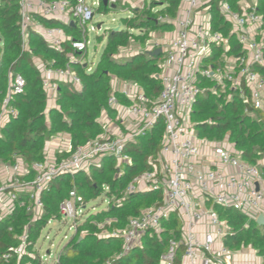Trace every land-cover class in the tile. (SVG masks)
<instances>
[{
    "label": "built area",
    "instance_id": "1",
    "mask_svg": "<svg viewBox=\"0 0 264 264\" xmlns=\"http://www.w3.org/2000/svg\"><path fill=\"white\" fill-rule=\"evenodd\" d=\"M16 1L23 41L29 26L53 47L58 48L63 40L60 30L43 29L30 17L32 14L59 19L65 24L76 23L82 40L73 41L71 46L77 52L88 46L89 33L100 31L93 23L98 3L88 5L86 0H76L71 7L66 0ZM214 8L221 23L228 27L225 34L212 30ZM157 21L170 25L172 30L154 45L165 55L156 100L150 101L136 84L126 82L122 90L113 89L108 98L107 106L115 116L113 120H102L103 133L97 139L71 152L70 140L59 134L54 137L59 140L56 149L62 148L56 155L69 154L66 157L49 155L46 149L42 162L30 166L17 157L10 164L0 162V221L12 213L16 203L32 215V222L37 220L43 212L41 195L58 176L88 174L91 167L99 169L104 158H111L117 166L130 165L127 145L149 134L161 122L159 152L155 159L147 161L151 169L133 178L123 193L125 197L158 191L161 204L142 210L128 220L125 229L110 235L121 238L127 252L140 244V236L145 232L159 234L162 222L171 213H177L183 223L180 239L169 242L158 264H173L179 247L184 249L188 264H196L197 260L201 264H228L227 260L232 259L235 252L222 243L230 230L219 220L213 205L233 208L252 220L264 215L263 169L241 160L226 142L199 138L190 116L197 96L205 91L200 88L202 80L213 83L211 92L227 100L234 94L245 106V112L247 107L264 113V76L255 70H264V20L259 0H236L233 4L229 0H180L174 18L159 17ZM230 39L235 41L238 51L229 44ZM51 77L68 78L79 85L68 70L45 69L43 85L48 96L55 92ZM23 86V79L17 76L10 84L8 97L21 93ZM115 92L122 94L129 104L119 103ZM6 104L7 99L0 110V127L6 120ZM84 209L81 198L72 190L60 204L59 214L61 219H71L74 224ZM26 240L24 232L20 245L2 256L5 264L11 255L19 258L24 254Z\"/></svg>",
    "mask_w": 264,
    "mask_h": 264
},
{
    "label": "trees",
    "instance_id": "2",
    "mask_svg": "<svg viewBox=\"0 0 264 264\" xmlns=\"http://www.w3.org/2000/svg\"><path fill=\"white\" fill-rule=\"evenodd\" d=\"M44 2L60 0H41ZM73 7L76 0H66ZM122 1V0H116ZM236 0H229L233 4ZM180 0H159L158 5L150 2L143 10L130 9L126 4H104L99 0L94 9L99 15L126 11L129 16L120 19L118 30H104L96 36L98 44L105 42L103 51L94 68L90 70L83 61L87 58V47L75 51L71 43L82 40L79 26L65 24L55 18H44L32 14L43 29H58L63 40L58 48L51 46L31 26L22 40L21 16L16 0H0V110L7 99V116L0 127V162L12 163L20 158L24 164L42 162L45 143L59 134L70 138L71 152L102 135L99 118L107 114L114 119V111L107 106L112 94V78L120 82H131L138 86L144 96L155 101L161 90V55L150 57L145 52L119 57L121 49L131 41L144 46L151 34L169 32L172 27L158 22L159 17L174 18ZM259 11L264 20V0H259ZM212 30L227 32V25L212 11ZM97 26V24H94ZM264 29V22H263ZM138 31L135 35L133 31ZM234 51L236 43L229 40ZM42 67L40 70L39 68ZM43 69L69 71L78 80L77 88L66 79H54L55 106L48 108V94L44 88ZM264 76V70L255 68ZM20 76L24 81L22 92L9 94L10 84ZM214 84L202 80L200 88L204 93L197 96L191 122L199 138L209 142L231 145L241 160L260 170L264 168V113L252 110L241 103L233 94L231 100L211 92ZM119 103L129 104L122 94L115 92ZM162 123L144 137L127 145L126 152L131 158L130 165L117 166L111 158H104L101 167H91L88 174L77 172L56 177L41 195L42 215L32 222V215L25 208L16 206L12 213L0 221V264L2 256L11 254L10 248L20 245V237L27 233L24 254L17 258L11 255L8 264H41L35 245L48 222L60 221V204L68 199L74 190L85 207L89 202L105 197L107 206L95 213L81 214L74 222V233L60 249L54 264H158L161 255L171 240L181 236L182 220L177 213H171L161 224V232L147 231L140 236V244L125 252L121 238L113 237V231L123 230L130 218L142 210L161 204L158 191L137 192L123 196L126 186L133 178L148 172V159H155L162 137ZM69 154H57V158ZM22 197L20 198V201ZM119 201L120 203L116 202ZM216 207L213 205L215 211ZM85 210V209H84ZM216 212V211H215ZM217 213V212H216ZM230 232L223 237V246L231 252L242 249L252 250L264 259V228L255 220L245 217L233 208L217 213ZM104 233V235H103ZM36 254V257H34ZM184 249L179 247L173 264H181ZM264 264V261H263Z\"/></svg>",
    "mask_w": 264,
    "mask_h": 264
},
{
    "label": "rangeland",
    "instance_id": "3",
    "mask_svg": "<svg viewBox=\"0 0 264 264\" xmlns=\"http://www.w3.org/2000/svg\"><path fill=\"white\" fill-rule=\"evenodd\" d=\"M98 0H86L88 5H91V3H96ZM110 3L116 4V3H121L124 4V2L130 4L132 8L130 9H137V10H143L146 8V5L150 2H154L155 5H158L159 0H143V2H140L138 5H133L134 1L130 2L129 0H124V1H116V0H109ZM146 4V5H145ZM96 7H94L95 9ZM129 16V13L126 11H121V12H115V13H109L107 15H99L95 13L94 18H93V23L100 25V31L95 34V33H89L88 35V41L89 44L87 46V58L86 60L83 61L84 64H87L90 67V70L94 68L96 63L98 62L100 55L103 51L105 42L103 41L102 43L98 44L96 42V36L102 35L104 30H114L120 23V19ZM135 35H138V31H133ZM154 37V42L152 41L149 43V48L152 45H155L157 43V40L160 39V37L156 35H152V38ZM159 38V39H158ZM162 39V38H161ZM160 39V40H161ZM148 44V43H147ZM141 48V47H140ZM148 50L151 52L153 51L151 48ZM145 48H141V52H145L146 50H142ZM138 51V43L135 41H131L130 44L124 48L121 49L120 56L126 57V56H131L134 54L139 53ZM165 55L161 54V61L159 60V63L162 64L164 62ZM209 63L206 64L208 66ZM39 68V67H38ZM40 70L42 67L39 68ZM60 79H66V78H60ZM76 88L77 86L74 85ZM115 88V82L113 87L111 86V91ZM118 90V89H117ZM52 93V92H51ZM50 93V94H51ZM50 100H48L49 102ZM100 122V121H99ZM54 146L53 144L51 145L52 148H49L48 146V152L49 155L55 156L57 153V150H60L62 147L58 146L57 148V143ZM53 147H56L53 150ZM61 151V150H60ZM116 164V163H115ZM213 204H211L212 206ZM107 206V200L105 197H100L94 201L89 202L85 206V210H83V214L86 213H95L101 210H104ZM226 208L223 207H216L215 211L217 213L219 212H224ZM82 216V215H81ZM73 222L71 219H61L60 221H55L51 222L48 224L41 232L40 238L38 239L36 245H35V251H37L39 257H40V262L41 264H54L57 259L58 252L60 249L69 241V239L72 237L74 233L73 229ZM104 235V233H103ZM244 249L236 251L235 253H238V255L243 254ZM235 255V254H234ZM34 257H36V254H34ZM230 260V259H229Z\"/></svg>",
    "mask_w": 264,
    "mask_h": 264
},
{
    "label": "crops",
    "instance_id": "4",
    "mask_svg": "<svg viewBox=\"0 0 264 264\" xmlns=\"http://www.w3.org/2000/svg\"><path fill=\"white\" fill-rule=\"evenodd\" d=\"M122 1H124V0H122ZM130 2H132V1H134V3H132L133 5H138L140 2H143V0H129ZM99 2V0L96 2V3H98ZM124 4H126L129 8L131 7L132 8V6L130 5V4H128V3H126V2H124ZM97 26H100V25H97ZM120 28V24L116 27V30H118ZM115 30V29H114ZM167 34V32H165V33H163V34H161V33H159V32H155V33H153V34H151V39L144 45V46H142V45H139L138 44V48H139V50L140 51H138V52H141V48L143 47V48H145V49H142V50H146V51H149L148 50V48H149V43H151L152 41L154 42V37L152 38V35L154 36V35H156V36H158V37H160V39L161 38H163L164 37V35H166ZM159 39V38H158ZM157 40V42H159V41H161V40ZM141 47V48H140ZM150 48L152 49V50H154L155 49V46L154 45H152L151 44V46H150ZM149 48V49H150ZM119 57H121V56H119ZM123 57V56H122ZM125 57V56H124ZM127 57V56H126ZM45 73V69H43V74ZM56 78V77H55ZM54 77H51L50 78V81L51 80H54L55 79ZM57 79V78H56ZM114 82H115V88L114 89H119V90H122L123 88H124V86H125V84H126V82H120V81H118V80H116L115 78H112V80H111V82H110V86H112L113 87V85H114ZM52 86H54V84H52ZM48 100H50L49 102H48V104H47V106H48V108H52V107H54L55 106V92L53 93V94H49V96H48ZM102 120H104V121H107V120H113L111 117H109L107 114H102V116L99 118V120L98 121H100L99 123L101 124L102 123ZM63 135V136H62ZM61 135V137L62 138H65V139H67V140H70V138H69V136L68 135H66V134H62ZM57 136V135H56ZM55 136V137H56ZM57 139V140H56ZM57 142H59V140H58V137L57 138H50V140H48L46 143H45V147H44V150H46V149H48V146L47 145H49V148L51 149L52 148V144L55 146L56 144L55 143H57ZM56 147H53V150L55 149ZM262 213H264V208L262 209ZM243 252V254H240V255H238V253H235V255L232 257V259H230V260H227V263L228 264H263V261H264V259H262V258H260V257H258V256H256L255 255V253L252 251V250H250V249H244V251H242ZM181 264H188L187 263V260L184 258V257H182V261H181ZM196 264H201V262H200V260H197V262H196Z\"/></svg>",
    "mask_w": 264,
    "mask_h": 264
},
{
    "label": "water",
    "instance_id": "5",
    "mask_svg": "<svg viewBox=\"0 0 264 264\" xmlns=\"http://www.w3.org/2000/svg\"><path fill=\"white\" fill-rule=\"evenodd\" d=\"M104 4L107 3V0H102ZM98 29L100 28V26L97 27ZM116 31V29H115ZM145 53L150 56V57H158L161 55V49L160 48H156L153 51H145ZM263 173H264V168H263ZM257 187V186H256ZM258 189V188H257ZM255 224L257 225V227L259 228H264V215L260 214L257 216V218L255 219Z\"/></svg>",
    "mask_w": 264,
    "mask_h": 264
}]
</instances>
